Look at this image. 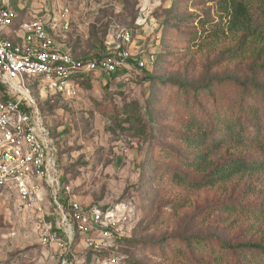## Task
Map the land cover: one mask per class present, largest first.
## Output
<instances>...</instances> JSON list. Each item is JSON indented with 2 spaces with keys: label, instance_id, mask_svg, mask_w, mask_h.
I'll use <instances>...</instances> for the list:
<instances>
[{
  "label": "rangeland",
  "instance_id": "obj_1",
  "mask_svg": "<svg viewBox=\"0 0 264 264\" xmlns=\"http://www.w3.org/2000/svg\"><path fill=\"white\" fill-rule=\"evenodd\" d=\"M10 2L22 23L40 9H66L68 26L54 38L77 58L105 54L121 29L132 33V58L140 51V59L154 57L143 67L130 59L128 70L91 74L72 100L28 86L50 127L61 185L114 222L116 247L97 257L112 264H264L256 248H264V16L255 12L254 32L228 33L218 0ZM20 35L18 28L8 38ZM126 105L138 113L139 128L121 123ZM224 125L233 134H224ZM190 133L202 134L206 145L187 146ZM211 141H218L212 151ZM232 160L254 167L206 185L215 167ZM37 220L0 194V264L94 263L77 235L59 247L46 236L57 233L55 219L45 217L49 231Z\"/></svg>",
  "mask_w": 264,
  "mask_h": 264
},
{
  "label": "built area",
  "instance_id": "obj_2",
  "mask_svg": "<svg viewBox=\"0 0 264 264\" xmlns=\"http://www.w3.org/2000/svg\"><path fill=\"white\" fill-rule=\"evenodd\" d=\"M67 13L66 9L39 10L22 23L10 0H0V85L5 88L0 94V194L13 196L19 212L29 209L36 214L38 225L47 231L52 225L46 224L45 217H53L57 233L46 235L50 242L60 247L62 242L73 240L75 234L82 248L92 253L93 264H112L108 258L97 256L116 247L114 222L96 205L83 206L61 185L50 127L36 100L30 97L28 86L36 84L55 99L72 100L83 78L128 70L130 59L143 67L152 64L154 57L140 59V51L132 58L133 37L125 29L117 33L105 54L75 57L54 38L67 28ZM18 28L21 35L8 38Z\"/></svg>",
  "mask_w": 264,
  "mask_h": 264
},
{
  "label": "trees",
  "instance_id": "obj_3",
  "mask_svg": "<svg viewBox=\"0 0 264 264\" xmlns=\"http://www.w3.org/2000/svg\"><path fill=\"white\" fill-rule=\"evenodd\" d=\"M216 1V0H214ZM218 6V17L221 20H225L224 25L228 33H245L250 31L254 32L257 29V25H254L255 12L259 15L264 16V0H218L216 2ZM97 57V56H95ZM83 78L79 84L84 80ZM4 93V88L0 85V94ZM2 100H6V98L2 97ZM124 119L121 120V123H125L130 127H140L141 120L139 118L138 113L132 109L130 105H126L121 111ZM127 128V129H129ZM230 126L224 125V134H233V131L230 130ZM139 132V129L136 130ZM139 133H142L139 132ZM241 134H237L240 136ZM186 140L187 146H190L192 143H195L197 149H201L207 143V139L202 136V134L198 133H190ZM218 141H211L208 145V148L212 151ZM194 159L199 161V163H203L206 159L204 155H201L195 151ZM254 167L253 164L248 162H244L242 160H232L229 163L221 166L215 167L210 174H208L209 182L206 185H211L213 182H220L230 178L232 175L240 173L242 171H248ZM259 169H264V160L261 162ZM117 242V241H116ZM241 246H248L247 244H243ZM257 250L260 249V246L256 247Z\"/></svg>",
  "mask_w": 264,
  "mask_h": 264
},
{
  "label": "crops",
  "instance_id": "obj_4",
  "mask_svg": "<svg viewBox=\"0 0 264 264\" xmlns=\"http://www.w3.org/2000/svg\"><path fill=\"white\" fill-rule=\"evenodd\" d=\"M32 5H33V4H30L29 6L32 7ZM11 6H12V5H11ZM14 9H15V8H14ZM20 9H21V8H20ZM30 9H31V8H30ZM40 10H41V11H45V10H47V9L44 8V9H40ZM47 11H48V10H47ZM49 11H50V10H49Z\"/></svg>",
  "mask_w": 264,
  "mask_h": 264
}]
</instances>
